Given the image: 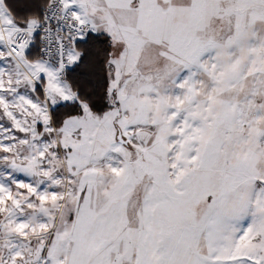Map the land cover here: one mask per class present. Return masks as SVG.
<instances>
[{"label":"snow or ice","instance_id":"1","mask_svg":"<svg viewBox=\"0 0 264 264\" xmlns=\"http://www.w3.org/2000/svg\"><path fill=\"white\" fill-rule=\"evenodd\" d=\"M0 264H264V0H0Z\"/></svg>","mask_w":264,"mask_h":264}]
</instances>
